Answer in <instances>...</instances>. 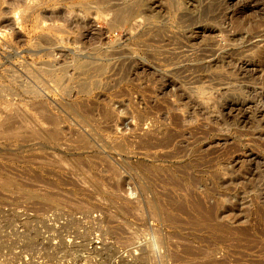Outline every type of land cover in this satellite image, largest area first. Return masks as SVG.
<instances>
[{"label":"rangeland","instance_id":"374dc122","mask_svg":"<svg viewBox=\"0 0 264 264\" xmlns=\"http://www.w3.org/2000/svg\"><path fill=\"white\" fill-rule=\"evenodd\" d=\"M262 244L264 0H0V264Z\"/></svg>","mask_w":264,"mask_h":264},{"label":"bare ground","instance_id":"6f19581e","mask_svg":"<svg viewBox=\"0 0 264 264\" xmlns=\"http://www.w3.org/2000/svg\"><path fill=\"white\" fill-rule=\"evenodd\" d=\"M12 5H13V4H12ZM14 6H15V5H14ZM17 6H18V5H17ZM17 6H16V7H17ZM18 8H19V6H18ZM16 9H17V8H16ZM5 12H6V11H5ZM8 12H9V11H8ZM117 16H118V15H117ZM120 17H121V16H120ZM121 18H122V17H121ZM116 19H119V17H116ZM116 19L114 18V21H113V20H112V21L115 23V20H116ZM118 21H119V20H118ZM4 24H5V23H4ZM115 24H116V23H115ZM4 30H5V29H4ZM52 69H53V68H52ZM52 69H51V70H52ZM47 71H48V70H47ZM49 72H50V71H49ZM5 180H6V179H5ZM3 182H4V181H3ZM6 182L9 183L8 180H6ZM10 183H11V182H10ZM2 184H3V183H2ZM5 184H6V183H5ZM192 204H193V203H191V205H192ZM183 206H184V204H183ZM194 206H195V204H194ZM199 206H200V205H199ZM211 206H212V205H211ZM213 206H214V205H213ZM213 206H212V207H213ZM178 207H179V206H178ZM189 207H190V206H189ZM154 208H155V207H154ZM174 208H175V207H174ZM182 209H183V208H182ZM154 210H155V209H154ZM176 210H177V209H176ZM191 210H192V209H191ZM152 211H153V210H152ZM173 211H174V210H173ZM182 211H183V210H182ZM187 211H188V210H187ZM194 211H195V210H194ZM153 212H155V211H153ZM157 212H158V211H157ZM184 212H185V211H184ZM202 212H203V211H202ZM164 213H165V212H164ZM169 213H170V212H169ZM189 213H190V212H189ZM189 213H187V214H189ZM209 213H210V212H209ZM211 213L213 214V212H211ZM211 213H210V215H211ZM155 214H156V212L153 213V215H154L155 218H156L157 214H156V215H155ZM202 214H203V213H202ZM166 215H167V214H166ZM173 215H174V214H173ZM171 216H172V215H171ZM204 216H205V215H204ZM204 216H203V217H204ZM168 217H169V216H168ZM174 217H175V216H173V218H174ZM203 217H202V218H203ZM205 217H207V216H205ZM169 218H170V217H169ZM169 218H168V219H169ZM156 219H157V218H156ZM205 219H207V218H205ZM195 220H196V219H195ZM207 220H208V219H207ZM213 220H214V219H213ZM193 221H194V220H193ZM196 221H197V220H196ZM205 221H206V220H205ZM199 224H200V223H199ZM203 224H204V223H203ZM205 224H207V223H205ZM219 224H220V225H219ZM221 224H222V223H218V224L216 223V226H217V227L220 226L219 228L224 227V226H221ZM200 225H202V224H200ZM200 225H198V226H200ZM218 225H219V226H218ZM212 226H213V225H212ZM214 226H215V225H214ZM214 226H213V227H214ZM216 226H215V227H216ZM209 227H210V226H209ZM219 228H217V229H219ZM226 228H227V227H226ZM209 229H210V228H209ZM215 229H216V228H214V230H215ZM224 229H225V228H224ZM221 230H222V229H221ZM221 230H215V231H221ZM226 230H227V229H226ZM228 230H229V229H228ZM229 231H230V230H229ZM229 231H228V232H229ZM221 232H222V231H221ZM223 232H225V230H223ZM228 236H229V235H228ZM231 236H232V235H231ZM224 239H225V238H224ZM237 239H238V238H237ZM237 241H238V240H237ZM239 241H240V240H239ZM243 241H244V240H243ZM252 241H253V239H252ZM252 245H253V244H252ZM255 245H256V244H255ZM262 245H264V244H262ZM237 247H238V246H237ZM191 248H192V247H191ZM197 248H199V247H197ZM200 248H201V247H200ZM248 248H249V247H248ZM262 248H264V247H262ZM203 250H204V249H203ZM248 250H249V249H248ZM193 251H194V250H193ZM198 251H201V250L199 249ZM212 251H214V249H212ZM212 251H209L210 254H211V257L215 258L214 256H212V255H213V253H211ZM230 251H231V250H230ZM96 252H97V251H96ZM100 252H101V251H100ZM204 252H208V251L206 250V251H204ZM209 252H208V253H209ZM214 252H215V251H214ZM232 252H233V251H232ZM258 252H259V251H258ZM183 253H184V252H183ZM202 253H203V252L201 251V256H203ZM101 254H102V253H101ZM187 254H188V253H187ZM196 254H200V253H196ZM206 254H207V253H206ZM104 255H105V254H104ZM208 255H209V254H208ZM214 255H215V253H214ZM196 256H197V255H196ZM205 256H206V255H205ZM225 256H226V255H225ZM211 257L209 256V259L206 257V258H204V260H206V259H207V260H210ZM221 257H222V256H221ZM221 257H220V258H221ZM213 258H211L212 261L214 260ZM220 258H219V259L217 258V259L219 260V263H220L221 260L223 261V260H224L223 258H225V257H222V259H220ZM198 259H199V258H198ZM198 259H196V260L198 261ZM215 259H216V258H215ZM225 259H226V258H225ZM173 260H174V259H173ZM193 260L195 261V259H193ZM204 260H203V263H204ZM222 261H221V262H222ZM224 261H225V260H224ZM224 261H223V262H224ZM254 261H255V260H253V262H254ZM190 262H191V261H190ZM192 262H193V261H192ZM192 262H191V264H192ZM207 262H209V264H210V261H206L205 264H208ZM225 262H227V260H226ZM232 262H233V261H232ZM234 262H235V261H234ZM259 262H262V261L260 260ZM188 263H189V261H188ZM195 263H197V262H194V264H195ZM185 264H186V262H185ZM252 264H253V263H252Z\"/></svg>","mask_w":264,"mask_h":264}]
</instances>
